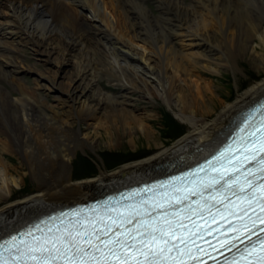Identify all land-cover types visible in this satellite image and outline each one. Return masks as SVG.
Masks as SVG:
<instances>
[{
  "label": "bare ground",
  "instance_id": "6f19581e",
  "mask_svg": "<svg viewBox=\"0 0 264 264\" xmlns=\"http://www.w3.org/2000/svg\"><path fill=\"white\" fill-rule=\"evenodd\" d=\"M144 1L0 0L7 67L0 65V76L16 92L11 97L0 87V236L55 208L206 157L236 114L264 94V0H156V17ZM27 41L47 64L44 71L21 58ZM243 60L259 78L237 86L233 100L216 111L214 84L203 75L222 67L235 72ZM31 68L39 73L29 85L18 74ZM98 72L117 80L119 91L101 93ZM157 100L186 127L170 146L155 143V151L110 170L96 155V173L73 178L67 167L73 152L95 151L100 137L108 149L124 140L136 148L137 134L150 145L152 116L140 111ZM12 151L36 181L34 192L16 199L13 186L23 185L24 176L14 179L4 160Z\"/></svg>",
  "mask_w": 264,
  "mask_h": 264
},
{
  "label": "snow or ice",
  "instance_id": "6c2138e0",
  "mask_svg": "<svg viewBox=\"0 0 264 264\" xmlns=\"http://www.w3.org/2000/svg\"><path fill=\"white\" fill-rule=\"evenodd\" d=\"M257 131H261V136L251 139L256 137V132L249 133V142L238 151L243 153V161L248 165L258 162L261 165L259 171L264 172V128ZM256 144L259 147H255ZM257 153H260L259 157ZM228 162L232 165L231 171L224 168L228 176L213 168L220 172L218 178L199 184L194 182V186L186 190L177 188L176 191L182 194L168 198L166 203L157 201L150 210L137 205L127 206L126 213L117 211L116 215L105 213L95 218L85 217L70 222L69 226L49 228L46 233L37 226L42 234L34 236L29 231L27 235L32 236L31 240L16 242L13 237L9 245L0 244V264H29L30 261L34 264H187L189 260H198L196 253L203 251L196 245V239L219 230L213 229L209 221L216 223L217 215L223 217L225 212L241 222L237 226L229 222L227 231L241 235L221 241V247L237 248L236 241L243 242L241 236L245 235L241 230L247 229L256 235L259 244L251 243L249 236L251 247L240 251V259L246 264H264V237L245 222L247 217L253 226L256 220L264 223V215L256 214L255 219L249 215V209L255 213L256 208L264 213V183L257 184L248 178L249 174L255 176L256 173L251 168L244 170L246 165L240 157ZM259 179L264 180V177ZM206 190L212 192L208 197L204 196ZM227 193L235 200L229 199ZM190 195H199L201 200L191 201ZM143 203L146 205L147 201ZM218 204L224 205V211L216 206ZM260 231L264 232V228ZM226 264L233 262L226 261ZM235 264L239 262L235 261Z\"/></svg>",
  "mask_w": 264,
  "mask_h": 264
},
{
  "label": "rangeland",
  "instance_id": "374dc122",
  "mask_svg": "<svg viewBox=\"0 0 264 264\" xmlns=\"http://www.w3.org/2000/svg\"><path fill=\"white\" fill-rule=\"evenodd\" d=\"M183 2L184 5H187L189 4L190 0H183ZM144 5L149 10L151 16L156 17L158 15L159 10L157 9L156 0H145ZM208 19L210 18L208 17ZM34 48L35 47L32 45L31 42L27 41L26 43H24L22 46L21 58L25 63L29 64L30 66H34L39 70L44 71L47 67V64H45L44 61L36 57L35 53H33L32 51V49ZM95 57L96 56H94V58ZM4 59V56H0V65L2 66L3 70L7 69V67L4 65ZM237 64L238 70L235 72L230 67H222L219 69L220 71L217 74L205 73V75H203L206 79L211 80L214 84L216 98L214 99L213 107L216 111L219 109L220 105H222L223 102H229L233 100L236 94L237 86L238 89L245 88L251 82H253V80L259 78L257 72L251 67L250 63L247 60L239 61L237 62ZM29 70L30 71L25 69L23 72L19 73L18 76L22 78V80L25 81L27 84L32 85L33 80L39 72L37 73V71L33 70V68ZM103 74L104 73L100 72L97 73L98 77L100 76L98 83L102 88L101 93L111 95L112 93H114V91H119L121 86L118 85V81L113 80L112 78L110 79L108 76ZM7 82L8 81H6L3 76H0V87H4L7 91H9L11 97H14L13 95L16 96L15 90L12 89V84L8 82V85ZM38 94L44 97L42 91H39ZM137 103L142 106V103ZM141 109L143 108L141 107ZM140 113L146 115L149 114L152 116L148 122V126H150L153 131V137L152 139H150V145L147 140L141 135H139V137L137 138V134L135 135L136 148H133L126 142V140H124L123 143L119 146L112 149H108L103 144L106 139L105 136L100 137L99 147L95 151L84 147L83 150L77 148L73 152L71 157V163L67 165L73 178L80 179L88 176H93L96 173L97 164L100 163V160L96 155H100L103 158L107 169L110 170L117 166H120L122 162L126 161L127 159L133 156H142L146 153L155 151V143L160 146H170L176 140V138H178L181 133L186 129L185 125L179 122L173 116L169 108L164 105V103L160 100H157L154 108L146 106L142 111H140ZM79 125L82 129L85 127L84 122H80ZM3 157L4 160L8 161L11 166V171L12 175L14 176V179L19 178L20 175L24 176L23 185L13 186L12 199L20 198L25 193L34 192L36 181H34V179H32L29 174L24 172L26 170H24L23 167L25 168L26 165H22V159L19 158L18 154L13 151L5 152L3 153ZM0 172V180H2V167H0Z\"/></svg>",
  "mask_w": 264,
  "mask_h": 264
}]
</instances>
